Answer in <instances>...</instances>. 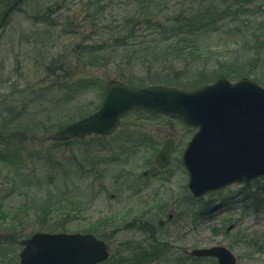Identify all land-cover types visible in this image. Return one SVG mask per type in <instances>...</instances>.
Wrapping results in <instances>:
<instances>
[{
    "label": "rangeland",
    "instance_id": "374dc122",
    "mask_svg": "<svg viewBox=\"0 0 264 264\" xmlns=\"http://www.w3.org/2000/svg\"><path fill=\"white\" fill-rule=\"evenodd\" d=\"M16 1L0 0V23L11 8L0 26V157H6V162L0 159V198L7 197V205L24 220L21 230L0 227V264H19L20 241L35 233L57 232L58 227L74 233L95 226L112 249L103 264H218L215 258H188L187 251L213 247L231 251L237 264H264V178L193 199L181 159L195 131L179 121L130 112L107 141L89 137L66 146L46 140L59 126L97 110L111 80L192 90L221 76L213 72V62L206 64L204 57L200 64L123 66L120 29L112 36L98 28L106 21L109 29L117 28L116 20L136 26L137 15H125L126 0L112 1L114 13L105 17L97 6L90 9L88 0ZM167 1L178 11L192 7V0ZM252 1L241 16L206 19L205 37L220 48L213 55L218 64L244 62L258 53L264 62V34L258 42L248 38L257 29L264 33V0ZM206 5L222 10L216 0ZM97 15L105 21L94 26ZM101 43H106L105 52L98 51ZM254 44L263 48H250ZM24 119L32 129L19 126ZM168 138L176 140L173 163L159 172L154 156ZM122 172L121 180L113 179ZM142 189L146 195L157 192L159 203L135 196ZM71 202L82 205L84 216L68 214ZM173 210L177 218L161 227L160 220ZM126 244L137 251L126 252Z\"/></svg>",
    "mask_w": 264,
    "mask_h": 264
},
{
    "label": "water",
    "instance_id": "95a60500",
    "mask_svg": "<svg viewBox=\"0 0 264 264\" xmlns=\"http://www.w3.org/2000/svg\"><path fill=\"white\" fill-rule=\"evenodd\" d=\"M130 110L178 118L198 129L183 157L195 197L264 177V88L248 78L231 83L221 77L194 90L132 87L111 81L97 112L49 139L109 135ZM172 147L168 141L157 155L159 167L171 164ZM22 246L20 264H100L109 257L106 243L93 234L36 233ZM192 254L215 257L219 264H236L234 255L223 247L195 250Z\"/></svg>",
    "mask_w": 264,
    "mask_h": 264
},
{
    "label": "trees",
    "instance_id": "16d2710c",
    "mask_svg": "<svg viewBox=\"0 0 264 264\" xmlns=\"http://www.w3.org/2000/svg\"><path fill=\"white\" fill-rule=\"evenodd\" d=\"M88 1L92 3L89 4L90 9L97 6L104 17L106 14L114 13L112 4L108 5L107 0L106 5L104 4L105 0ZM126 1L128 3L125 7L128 8V10L125 12V15H137L138 19L135 23L136 26L131 27L127 22L124 23L123 20H116L117 26H119L117 28L109 29L110 25L107 21L105 26L98 28L100 33H103V35H106L107 33L112 35V33L114 34L116 32V29H120L118 32L124 37L119 40L120 42L117 47L121 48L125 52L124 54H126L123 58V66L131 65L135 68L137 63H146L152 66L159 63L170 64L173 61L185 63L190 62L191 64H194L198 63L199 59L206 57V59H208L205 61L206 64L213 62L212 65L215 67L213 72L217 74L216 76H224L222 74H225V76L234 81L240 80L244 77H250L259 83H264V62L261 58H256L260 53L252 56V58L244 62L238 60L222 66L215 61L213 56L215 52L219 53V45H215L214 43L212 44L209 37H205L207 32H204L208 26L205 24L206 19L225 20L229 17L241 16L243 11L245 12L249 10V7L253 3L252 0H216V5L218 2L219 6L222 8V10L217 9L216 11L206 5V2H211V0H192L190 1L192 7H189V9L185 8L183 11H178L174 6H170L169 1L167 0ZM186 2L187 0H184V4ZM90 9H88V11H90ZM98 21L103 23L105 19L97 15L96 20L94 18V26L95 22ZM118 22H120V24ZM159 34H163V36L157 37ZM261 34L264 33H262L260 29H257V31L251 32V38H248L250 40H253L254 38L256 39L255 42H258L261 40ZM148 38H151V40H147ZM204 40H207L208 43L206 44ZM98 45V51H106V43ZM250 48H257V50H259L263 47L254 44L253 46H250ZM150 56L153 58H147ZM143 57L146 58V61L142 60ZM101 60L104 59L102 58L100 61ZM94 61H98V58H94ZM124 62L127 65L124 64ZM112 65H114V62H112ZM205 69L207 71H211L208 67ZM123 70L122 72H124ZM138 84L140 83L138 82ZM84 116H80V118ZM18 122L20 123V127H26V130L32 129V126L29 123H25L23 120H19ZM63 126L64 125L59 126L58 129ZM10 138L12 139V137ZM5 158L6 157H0V159L5 160L6 162ZM7 158L11 159L9 156H7ZM9 163L11 165L12 160H9ZM12 186L13 183H10L9 188H12ZM13 190L9 193H12ZM6 200H8L7 197L0 198V227L6 230H13L17 228L20 230L23 229L22 222L24 218H19L21 216L20 211L12 210V207L9 204L7 205ZM75 203L76 202H71L73 205H71V209L68 211V214H71L72 218L74 216H84L82 205ZM74 207L76 208V211L73 210ZM64 210L65 209L56 210L55 212H62ZM96 228L97 226L91 228L85 227L84 229L78 231L93 233L99 238H104V234ZM59 230L65 232L61 230L60 227L54 231L58 232Z\"/></svg>",
    "mask_w": 264,
    "mask_h": 264
},
{
    "label": "flooded vegetation",
    "instance_id": "af4514ba",
    "mask_svg": "<svg viewBox=\"0 0 264 264\" xmlns=\"http://www.w3.org/2000/svg\"><path fill=\"white\" fill-rule=\"evenodd\" d=\"M120 126H121V124H120ZM119 128H120V127H119ZM119 128H118V129H119ZM114 134H115V132H114L112 135L106 136V141H107L109 138H111ZM175 141H176V140H175ZM132 142H133V145H135L133 140H132ZM163 144H164V143H163ZM121 148H122V147H121ZM118 149H119V145L116 146V150H117V151H118ZM125 149H127V148H125ZM175 149H176V144H175V147H174V150H173V153H172V161H173V155H174ZM127 150H129V152H130V149H127ZM119 151H121V153H122V152H124V149L122 148V150H119ZM183 153H184V152H183ZM156 155H157V154H155V156H154V165H155L156 170H158L159 172H162V171H165L167 168L170 167V166H169V167H167L166 169H161V168H159V167L155 164V158H156ZM120 158H121V157L118 156V157L116 158V161H118ZM181 162H182V159H181ZM123 173H124V172H122V173H120V174H118V175L114 174V175H113V179H114V180H116V179H117V180H121L120 178L123 177ZM115 175H116V176H115ZM145 176L147 177L148 174L145 173ZM145 189H148V187H146ZM187 189H188V183H187ZM188 191H189V189H188ZM188 193H189V195H191L190 191H189ZM139 195H144L145 198H146V201H148L149 199H153V200L151 201V203L154 204V205H157V204L159 203V200L156 199V196L158 195L157 192L149 193L148 195H146L144 189H142L141 191L137 192L135 196H139ZM191 197H192V195H191ZM112 198L114 199L115 196L113 195ZM185 198H187V197L184 196V197H183V200H184ZM193 199H194V198H193ZM180 200L182 201V199H180ZM200 200H201V199H200ZM175 205H177V204H175ZM173 212H174V213H173ZM176 218H177V213L173 210L171 214H168V215H167L166 219H162V220H160L159 225H160L161 227H164V226H166V225L172 223ZM154 230H155V228H154ZM106 244H107L108 247L110 248V257H111V255H112V249H111V246H110L107 242H106ZM125 246H126V247H124V248H126V252H135V251H137V248L132 247L130 244H126ZM140 248H141V247H140ZM140 248H138V250H139ZM187 254H188V258H190L191 253L187 251ZM194 259H196V258H194ZM197 259H198V258H197ZM123 263H124V262H119L118 264H123ZM137 263H138V261L136 260L134 264H137ZM154 263H155V264H158L157 260H155ZM172 263H173V262L170 261V262H168L167 264H172ZM130 264H131V263H130Z\"/></svg>",
    "mask_w": 264,
    "mask_h": 264
}]
</instances>
